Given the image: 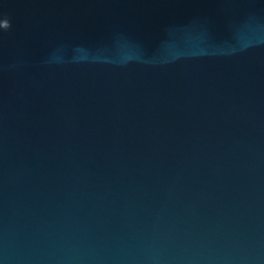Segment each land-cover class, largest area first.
Listing matches in <instances>:
<instances>
[{
  "label": "water",
  "instance_id": "water-1",
  "mask_svg": "<svg viewBox=\"0 0 264 264\" xmlns=\"http://www.w3.org/2000/svg\"><path fill=\"white\" fill-rule=\"evenodd\" d=\"M0 264H264V0H0Z\"/></svg>",
  "mask_w": 264,
  "mask_h": 264
},
{
  "label": "clouds",
  "instance_id": "clouds-1",
  "mask_svg": "<svg viewBox=\"0 0 264 264\" xmlns=\"http://www.w3.org/2000/svg\"><path fill=\"white\" fill-rule=\"evenodd\" d=\"M3 27H5V28L9 27V25L7 24V22H5V24L3 25Z\"/></svg>",
  "mask_w": 264,
  "mask_h": 264
}]
</instances>
